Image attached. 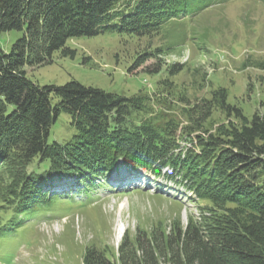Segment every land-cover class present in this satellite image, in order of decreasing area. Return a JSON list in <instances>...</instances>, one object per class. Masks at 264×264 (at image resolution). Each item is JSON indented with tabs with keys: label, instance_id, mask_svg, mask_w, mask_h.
Here are the masks:
<instances>
[{
	"label": "trees",
	"instance_id": "1",
	"mask_svg": "<svg viewBox=\"0 0 264 264\" xmlns=\"http://www.w3.org/2000/svg\"><path fill=\"white\" fill-rule=\"evenodd\" d=\"M219 1L0 0V35L21 32L9 50L0 46V174L9 183L0 186V201L18 211L53 205L42 186L49 173L84 180L110 171L118 159L156 174L167 165L177 183L206 203L199 205L201 218L165 234L138 230L133 244L121 243L119 264H264V102L247 116L217 87L190 103L179 93V111L168 112L175 94L168 79L154 96L145 90L123 96L75 79L39 85L25 69L51 63L56 53L74 57L71 39L108 32L152 37ZM213 110L225 119L213 122ZM62 112L74 133L48 142ZM35 159L47 160L45 170L29 168ZM83 264L115 262L89 247Z\"/></svg>",
	"mask_w": 264,
	"mask_h": 264
},
{
	"label": "rangeland",
	"instance_id": "2",
	"mask_svg": "<svg viewBox=\"0 0 264 264\" xmlns=\"http://www.w3.org/2000/svg\"><path fill=\"white\" fill-rule=\"evenodd\" d=\"M20 34L14 30L3 32L1 48L9 50ZM169 42L175 46H166ZM67 45L75 49L74 57L56 53L49 64L26 67L27 76L39 85H61L75 79L123 96L141 90L154 96L157 84L168 79L175 93L168 112L179 111L180 104L175 101L179 93L190 103L209 96L217 87H223L228 102L239 106L247 116L264 102L262 0L212 4L193 17L166 24L161 34L152 37L108 32L74 38ZM157 48L160 51L156 52ZM141 60L145 61L136 67ZM174 64L180 67L169 73ZM211 115L215 123L225 119L222 111L213 110ZM73 133L70 116L62 112L51 125L47 140L63 142ZM46 164L47 160L39 163L35 159L29 168L42 172ZM130 173L135 172L116 176ZM47 176L48 180L58 177L51 173ZM86 178L92 190L85 199L79 187L74 197L61 199L65 197L61 195L53 205L48 202V208L34 211H18L12 203L0 201V264H83L89 247L119 264L121 243L133 244L138 230L149 234L157 229L165 234L172 225H185L190 217L200 220L203 210L199 208L206 204L190 193L187 196L184 187L177 184L178 179L167 174L157 182H162L163 187L168 182V194L150 187L133 190L119 179L109 182L113 186L107 188L100 182L102 175ZM56 180L55 185L51 183L55 189L68 186ZM83 182L86 186L85 179ZM3 185L9 183L7 175L1 173L0 186ZM175 195L180 199L172 197Z\"/></svg>",
	"mask_w": 264,
	"mask_h": 264
}]
</instances>
